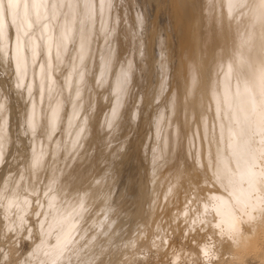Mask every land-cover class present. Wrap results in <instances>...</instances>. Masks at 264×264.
Wrapping results in <instances>:
<instances>
[{
    "label": "rangeland",
    "instance_id": "rangeland-1",
    "mask_svg": "<svg viewBox=\"0 0 264 264\" xmlns=\"http://www.w3.org/2000/svg\"><path fill=\"white\" fill-rule=\"evenodd\" d=\"M30 1L18 0L16 8L18 7L20 16H17L18 18L15 16L16 19L12 20L8 15L12 4L7 5L9 0H0L2 17L5 12L7 13L5 15L7 18L4 17L3 30L5 32L1 30L2 34L0 31V264H41L40 257L33 256L37 246L41 243L43 228L48 216L50 214L51 217L54 214L55 208L48 207V198L55 195L57 198H54L56 199L54 206L58 203L65 205L67 200L70 203L68 198L73 201L80 193L81 197L88 196L83 209H80L82 215L74 216V221L72 220L69 224L70 227L73 226L71 231L75 230L71 235L74 237L77 234L78 237L79 234L86 233L83 238H79L83 240V243L79 242L82 240L77 241L79 243L76 244L79 247L84 244L88 236L94 235L93 250L91 248L83 257H80L76 255L78 248L75 246L74 251L72 250L74 253L64 251L63 256L57 258L54 264H264V227L259 228L261 229L259 231L257 225L245 223L248 219H243V216L248 218L246 214L238 217L241 219H237L240 222L234 219L235 225L230 224L233 228L230 226L227 228L230 234L246 231L250 232L249 236H251L239 246L225 232L220 231L217 227L218 220L215 226L211 223V215V217L208 215V222L201 217L205 212L202 210L201 201L207 196L206 190L213 189L209 181L205 180V174L209 169L201 167L203 165L201 161L198 162L200 159H198L197 149L200 144L198 143L200 135L197 122L201 119V110L206 111L203 107L207 109L205 105L207 101L206 98H199L200 101L203 100L201 104L196 100L201 95L194 93L193 96L197 95L193 98L187 94L184 85L185 82H190L191 85L194 80V67L205 68L202 73L204 77L207 74V79L213 70V61L216 56L214 54H217L218 43L215 25L216 11L212 8L215 0L212 1L213 4L208 0H115V2L110 0L112 5L109 4V11L112 14V23L110 22L111 25L108 24V26L106 24L107 5L103 6L102 12L96 10V19H91L89 22V19L86 21L88 17L84 18L86 0H80L81 2L68 0L67 6L63 2L66 0H46L43 16L36 20L33 18ZM104 2L107 3L108 0ZM20 5L22 7L19 8ZM97 5L98 1H96ZM18 11L16 10L15 15H18ZM21 11L25 12L21 13ZM113 16L117 17L114 22L112 21ZM83 18L86 19L85 22ZM75 22L78 28L80 27L78 30ZM86 22H89L88 25ZM53 23L55 26L60 24L56 27L59 28L58 30L52 27ZM9 24H12L11 27H6ZM47 24L51 25V27L48 25L49 29ZM66 26L71 31L64 46L62 45L63 48L60 47L59 56H54L52 47L51 53L52 57L54 56L52 59L55 62L52 64L56 66L52 64L49 66L43 41L48 38L52 42L56 41L57 39H54ZM104 34H108L110 38ZM92 39L95 41L92 42ZM101 39L104 42H101ZM11 41H13L12 45L15 44L14 46H22L25 72L22 83L17 80L19 76L13 60L14 46H11ZM71 43L76 47L73 48ZM78 44L82 46L81 50ZM26 52H29V57L25 55ZM42 52L45 53L42 54L45 57L42 55L39 57ZM105 59L108 61L106 62ZM68 60L71 63H67ZM130 60L132 63L128 64ZM85 62L90 64L87 65ZM27 71L30 73L27 74ZM95 72H98V75ZM102 72L104 75L101 74ZM108 72L113 75H109ZM104 78H107V81L109 79V82ZM93 83L95 86L92 85ZM92 86L96 89L95 93H93ZM34 87L36 90L33 89ZM119 87L122 91L117 93L120 91ZM84 94L88 99H85ZM92 98L98 104L95 105ZM118 101L121 103L123 101V104ZM168 101L172 102L170 108ZM92 102L93 108H91ZM196 102L199 103L196 104ZM86 104H90L87 105L89 114L90 111L92 113L90 115L84 113L88 112ZM63 105L69 109V112L66 109L68 114L64 112L66 116L62 114L63 110L65 111ZM29 106L33 109V118H35L33 123L37 131L36 129L30 131L28 120L26 121ZM108 106L112 107L111 110ZM52 108H55L58 113L54 130L49 128L46 117ZM163 108H165V114L161 113ZM171 108L174 109L171 110ZM168 109L171 110V115ZM71 119H73L72 127L68 126ZM64 126L67 127L64 129ZM75 131L79 133L78 139L76 143H70L71 135L73 136ZM175 134L176 137H174ZM38 136L40 139H37ZM40 136L44 137V144ZM191 139L193 143L195 142L194 144ZM53 140H55L54 143ZM79 141L83 142L78 143ZM153 143L156 146H153ZM158 154L161 158H157ZM73 157H75L74 160ZM99 181L101 184H98ZM86 204L89 208L85 207ZM200 211L203 213L201 214ZM46 217H48L47 220H45ZM101 218L103 220L99 221L102 224L98 223V219ZM257 231L262 237L257 238ZM50 240L52 244L55 243V238ZM249 240L255 241L253 243ZM252 243L257 246L256 249L253 248ZM253 249L256 253H253ZM233 251L234 253L237 251L239 255L235 257L234 253H231ZM65 253L69 255L65 256ZM44 264H49V262Z\"/></svg>",
    "mask_w": 264,
    "mask_h": 264
},
{
    "label": "bare ground",
    "instance_id": "bare-ground-1",
    "mask_svg": "<svg viewBox=\"0 0 264 264\" xmlns=\"http://www.w3.org/2000/svg\"><path fill=\"white\" fill-rule=\"evenodd\" d=\"M68 0L63 1L65 2L64 5H66ZM80 1V0H79ZM96 1H98V7L96 6ZM86 0V4H85V17H88L87 20L89 19V22L91 19L95 18L96 15V10H98V12H102L103 11V6L107 5V17H106V24L108 26V24H110L111 22V16L112 14L109 11V7L111 4L110 0H108L107 3L104 2V0ZM210 3L213 0H208ZM18 0H9V3H7V5H11V10L9 11L10 14H8L12 20H15L17 16H20V12L18 11V7L16 8ZM31 9H32V14L34 15L33 18L39 19L42 15V13H44V9H45V2L46 0H31ZM81 2V1H80ZM112 2V1H111ZM115 2V0H114ZM183 2V1H182ZM214 8L216 11V21H215V25L217 28V46H216V51L217 54L215 56V60L213 61L214 65L212 66L213 70L212 72H210V77L209 79L204 77V73H202L204 71V69L202 70L201 68L198 69L197 67H194V80L192 81L191 85L187 82H185V89L188 92L187 94L191 95L193 98L195 95L199 94V96L201 95V97H198V99L196 98V100L200 101L201 99H205L206 98V103L205 104L207 106V109H204V107L201 105V107H203V110H206L205 112H203L201 109V119H198L197 122V126L199 128V142L200 143L197 147L198 149V153L196 154L198 156V159H200L198 162L200 163V161L202 162V165L200 164L201 167L209 169L208 173L206 172L205 174V180L207 179L209 182V184H211L213 186L212 190H206L207 192V196L201 201V206H203V211L205 210V212L203 213L202 211L201 214L203 213V215L201 216L202 219H205L206 222H208L209 218L208 215L212 218L211 223L214 224L216 226V221L218 220L219 224L217 227L220 228V231L225 232L226 235H228L229 237H231L236 245H239L245 240H247L248 238H250L251 236H249V233L245 231V233H231L230 234V230H228V226L231 225H235L233 222L234 219H238V217L240 218V215L246 214L248 218H246V216H243V219L245 218L248 219L245 221V223L249 224H255L257 225L258 229L261 227H264V0H215L214 1ZM70 3V1H69ZM105 3V4H104ZM113 3V2H112ZM189 3V2H188ZM89 4V5H88ZM115 4V3H114ZM128 4V3H127ZM213 4V2H212ZM24 5V4H23ZM68 5V4H67ZM66 5V6H67ZM112 5V4H111ZM116 5V4H115ZM181 5V3H180ZM211 5V4H210ZM209 5V6H210ZM1 6V5H0ZM22 7L21 5L19 6V8ZM4 8V7H3ZM106 8V7H105ZM210 8V7H209ZM6 9V8H5ZM30 9V10H31ZM133 9V8H132ZM138 9V8H137ZM211 9V8H210ZM16 10L18 11V15L16 14ZM111 10V9H110ZM117 10V9H116ZM204 11V9H203ZM212 11V10H211ZM210 11V13H212ZM214 11V12H215ZM25 11H21V13H24ZM114 12V11H113ZM136 12V11H135ZM106 13V11H105ZM7 13L5 12V15ZM115 14V13H114ZM113 14V15H114ZM137 14V13H136ZM4 15L5 19L7 18ZM46 15V14H45ZM44 15V16H45ZM82 15V14H81ZM99 15V14H98ZM3 14L1 13V8H0V31L3 30V27H5V22H4V17H2ZM8 16V18H9ZM16 16V17H15ZM48 16V15H47ZM83 16V15H82ZM104 16V15H103ZM212 16L214 17V15L212 14ZM22 17V15H21ZM97 17V16H96ZM130 17V16H129ZM138 17V16H137ZM18 18V17H17ZM47 18V17H46ZM80 18V17H79ZM78 18V19H79ZM99 18V17H98ZM23 19V18H22ZM81 19V18H80ZM79 19L80 25H81V21ZM96 19V18H95ZM100 19V18H99ZM103 19V18H102ZM117 19V17L113 16V22ZM135 19V18H134ZM144 19V18H143ZM8 20V19H7ZM6 20V21H7ZM10 20V19H9ZM67 20V19H66ZM121 20V19H120ZM39 21V20H38ZM44 21V19H43ZM47 21V20H46ZM45 21V22H46ZM78 21V20H76ZM97 21V20H96ZM8 22V21H7ZM34 22V21H33ZM89 22H86L87 25ZM95 22V21H94ZM28 23V22H27ZM46 23H50L49 21ZM44 23V24H46ZM67 23V22H66ZM112 23V22H111ZM51 24V23H50ZM47 24V28L48 25ZM63 24V22H62ZM68 24V23H67ZM76 26L77 23L75 22ZM79 24V23H78ZM116 24V23H115ZM7 25V23H6ZM12 24H9L6 27H9ZM28 25V24H27ZM54 25L52 27H58ZM85 25V24H84ZM90 25V24H89ZM93 25V24H92ZM97 25V24H95ZM99 25V24H98ZM97 25V26H98ZM111 25V24H110ZM33 26V25H32ZM35 26V25H34ZM75 26V27H76ZM82 26V25H81ZM11 27V26H10ZM9 27V28H10ZM51 27V25L49 26ZM89 27V26H88ZM26 28V27H25ZM24 28V29H25ZM41 28V27H40ZM45 28V27H44ZM54 28V29H55ZM61 28V27H60ZM77 30L80 28H78V26L76 27ZM85 28V27H83ZM98 28V27H97ZM111 28V26H110ZM12 29V28H11ZM49 29V28H48ZM57 29V28H56ZM55 29V30H56ZM59 29V28H58ZM57 29V30H58ZM54 30V33H55ZM74 30V29H73ZM93 30V29H92ZM140 30V29H138ZM5 32V30H3ZM1 31V33L3 32ZM71 29L69 27H64L62 29V31L59 33L58 37L55 38L54 42L51 41L50 38L46 39V41L44 43L45 46V53L47 55V62L49 64V66H51L53 61V57H57L60 55V47L65 43V41L68 38V34L70 33ZM49 32V31H48ZM51 32V31H50ZM102 32V31H101ZM131 32V31H130ZM134 32V31H133ZM140 32V31H139ZM10 33V32H8ZM31 33V32H30ZM3 34V33H2ZM1 34V35H2ZM22 34V33H21ZM76 34V33H75ZM74 34V35H75ZM86 34V33H85ZM134 34V33H133ZM140 34V33H139ZM195 34V33H194ZM10 35V34H9ZM87 35V34H86ZM106 35V34H104ZM103 35V36H104ZM42 39H43V35ZM102 36V34H101ZM108 36V34L106 35ZM196 35H194L195 37ZM198 36V35H197ZM31 37V36H30ZM91 37V36H90ZM99 37V36H98ZM109 37V36H108ZM107 37V38H108ZM113 37V36H112ZM134 37V36H133ZM192 37V36H191ZM79 38V37H78ZM77 38V39H78ZM106 38V39H107ZM110 38V37H109ZM213 38V37H212ZM75 36H74V41H75ZM193 39V38H192ZM86 40V39H85ZM94 39H92L93 42ZM105 40V39H104ZM132 40V39H131ZM145 40V39H144ZM95 41V40H94ZM103 40L101 39V42ZM11 41V46L12 45ZM77 42V40H76ZM88 42V41H87ZM91 42V43H92ZM100 42V43H101ZM104 42V41H103ZM141 42V41H140ZM75 43V42H74ZM95 43V42H94ZM22 44V43H21ZM25 44V42H24ZM102 44V43H101ZM107 44V43H106ZM109 44V42H108ZM200 44V43H199ZM27 45V44H26ZM43 45V44H42ZM79 45V49H82V46L80 44ZM93 45V44H92ZM96 45V44H95ZM139 45V44H138ZM142 45V44H141ZM192 45V44H191ZM44 46H41L42 48H44ZM64 46V45H63ZM62 46V48H63ZM69 46V44H68ZM72 46V43H71ZM107 46V45H106ZM28 47V46H27ZM33 47V45H32ZM52 47L54 48V56L52 57ZM73 48L76 47L75 45L72 46ZM108 47V46H107ZM160 47V46H159ZM199 47V46H198ZM201 47V46H200ZM26 48V47H24ZM88 48V47H87ZM183 48V47H182ZM194 48V47H193ZM6 49V48H5ZM35 49V46H34ZM40 49V48H39ZM94 49V48H92ZM115 49V48H114ZM196 49V47H195ZM24 50V49H23ZM27 50V49H26ZM71 50V49H70ZM76 50V48H75ZM107 50V49H106ZM105 50V51H106ZM11 51V50H10ZM14 56H13V60L15 62V67L19 76V82L22 83L23 82V77L25 75L24 72V63H23V56H22V46H14ZM28 51V50H27ZM73 51V50H72ZM114 51V50H113ZM142 51V49H141ZM161 51V50H160ZM191 51V50H190ZM38 52H40V50H38ZM91 52V51H90ZM95 52V51H94ZM112 52V50H111ZM210 52V51H209ZM29 53V52H28ZM28 53L26 52L25 55H28ZM44 52H42L41 54H39V57H41L40 55H42ZM44 53V54H45ZM64 53V51H63ZM67 53H68V49H67ZM89 53V52H88ZM93 53V50H92ZM114 53V52H113ZM131 53V52H130ZM77 54V53H76ZM94 54V53H93ZM101 54V53H100ZM160 54V53H159ZM190 54V53H189ZM196 55V54H195ZM44 56V55H42ZM73 56V53H72ZM79 56V55H78ZM93 56V55H92ZM103 56V55H102ZM109 56V55H108ZM162 56V55H161ZM190 56V55H189ZM194 56V55H193ZM10 57V55H9ZM27 57V56H26ZM29 57V55H28ZM27 57V58H28ZM45 57V56H44ZM71 57V56H68ZM101 57V56H100ZM104 57V56H103ZM206 57V56H204ZM67 58V56H66ZM73 58V57H72ZM77 58V56H76ZM75 58V59H76ZM91 58V57H90ZM138 58V57H137ZM140 58V57H139ZM162 58V57H161ZM11 59V57H10ZM38 59V58H37ZM69 60H72L71 58H68ZM88 59V58H87ZM163 59V58H162ZM191 59V58H190ZM12 60V59H11ZM66 60V59H65ZM67 63H71V61ZM74 60V59H73ZM83 60V59H82ZM92 60V59H91ZM91 60L89 61L91 63ZM101 59H99L100 61ZM106 62L108 61L107 59H105ZM129 60V59H128ZM127 60V62H128ZM133 60V59H132ZM132 60H130L131 64ZM203 60V59H202ZM67 61V60H66ZM78 61V59H77ZM76 61V62H77ZM98 61V60H97ZM198 61V60H197ZM1 62V61H0ZM12 62V61H11ZM27 62V61H26ZM63 62V60H62ZM102 62V60H101ZM161 62V61H160ZM196 62V61H195ZM30 63V61H29ZM40 63V62H39ZM38 63V65H39ZM55 63V62H54ZM52 65H55V64ZM78 63V62H77ZM76 63V64H77ZM86 63V62H85ZM89 63V64H90ZM97 63V62H96ZM105 63V62H104ZM207 63V61H206ZM212 63V64H213ZM60 64V62H59ZM87 64V63H86ZM87 64V65H89ZM99 64V62H98ZM102 64V63H100ZM162 64V63H161ZM208 64V63H207ZM206 64V65H207ZM13 65V64H12ZM103 65V64H102ZM107 65H109L107 63ZM112 65V63H111ZM168 65V64H167ZM209 65V64H208ZM44 66V65H43ZM56 66V65H55ZM58 66V65H57ZM71 65H69L70 67ZM99 66V65H98ZM110 66V65H109ZM191 66V64H190ZM201 66V65H199ZM38 67V66H37ZM36 67V71L38 70V68ZM46 67V66H45ZM54 67V66H53ZM69 67L67 66V70L69 71ZM88 67V66H86ZM90 67V66H89ZM96 67V66H95ZM106 67V66H105ZM108 67V66H107ZM106 67V68H107ZM118 67V66H117ZM193 67V66H192ZM205 67V65H204ZM207 67V66H206ZM210 67V66H209ZM29 68V67H27ZM64 68V67H63ZM97 68V67H96ZM95 68V69H96ZM104 68V67H103ZM110 68V67H108ZM123 68V67H122ZM46 69V68H45ZM66 69V68H65ZM89 69V68H87ZM91 69V68H90ZM113 69V66H112ZM111 69V70H112ZM121 69V68H120ZM126 69V68H124ZM123 69V70H124ZM208 69V68H207ZM35 70V68H34ZM53 70V69H52ZM100 70V69H99ZM106 70V69H105ZM109 70V69H108ZM107 70V71H108ZM110 70V72H111ZM116 71V69H114ZM119 70V67H118ZM188 70V69H186ZM185 70V72H186ZM62 71V70H61ZM67 71V72H68ZM80 71V70H78ZM86 71V70H85ZM90 71V70H89ZM127 71V70H126ZM138 71V70H137ZM160 71V70H159ZM47 72V71H46ZM66 72V71H65ZM75 72V71H74ZM94 72V71H93ZM92 72V74H93ZM105 72V71H104ZM119 72V71H118ZM128 72V71H127ZM30 73L29 71H27V74ZM52 73V71H51ZM76 73V72H75ZM96 73V72H95ZM98 73V72H97ZM96 73V74H97ZM106 73V72H105ZM109 73V72H108ZM117 73V72H116ZM121 73V72H120ZM187 73V72H186ZM79 74V72H78ZM101 74L104 75V73L102 72ZM115 74V73H114ZM128 73H126L127 75ZM193 74V73H191ZM62 75V74H61ZM65 75V74H64ZM73 75V74H72ZM75 75V74H74ZM95 75V74H94ZM98 75V74H97ZM107 75V74H106ZM109 75H113L109 73ZM130 75V74H129ZM188 75V74H187ZM87 76V75H86ZM86 76H84L86 78ZM92 76V75H91ZM102 76V75H101ZM108 76V75H107ZM119 76V75H118ZM117 76V78H118ZM122 76V75H120ZM209 76V75H208ZM67 77V76H66ZM89 77V76H88ZM93 77V76H92ZM111 77V76H110ZM114 77H116L114 75ZM125 77V76H124ZM123 77V78H124ZM12 78V77H11ZM34 78V77H33ZM47 79V77H45ZM94 78V77H93ZM96 78V75H95ZM102 78V77H101ZM112 78V77H111ZM120 78V77H119ZM192 78V77H191ZM26 79L28 80L29 77L27 76ZM55 79V78H54ZM97 79V78H96ZM105 79V78H104ZM122 79V78H120ZM163 79V77H162ZM188 79V78H187ZM203 79H207V80H203ZM26 80V81H27ZM35 80V79H34ZM72 80V79H71ZM90 80V79H89ZM103 80V79H102ZM114 80V79H113ZM133 80V79H132ZM189 80V79H188ZM67 81V78H66ZM73 81V80H72ZM105 81H107V78L105 79ZM119 81V79L117 80V82ZM122 81V80H120ZM137 81V80H136ZM187 81V80H186ZM191 81V80H190ZM36 82V81H34ZM84 82V81H83ZM88 82V81H87ZM96 82V81H95ZM109 82V79L108 81ZM116 82V83H117ZM124 83V81H122ZM37 83V82H36ZM114 83V81H113ZM68 84V83H66ZM73 84V83H72ZM76 84V82L74 83V85ZM85 84V82H84ZM115 84V83H114ZM114 84H112L114 86ZM118 84V83H117ZM126 84V83H125ZM129 84V83H128ZM27 87V83L25 84ZM37 86V84H35ZM48 85V84H47ZM90 86V84H88ZM94 85V83L92 84ZM100 85V84H98ZM109 85V84H108ZM164 85V84H163ZM62 86V85H61ZM81 86V85H80ZM95 86V85H94ZM92 86V90L94 91L93 93H95L96 89L95 87ZM117 86V85H116ZM60 87V86H59ZM58 87V88H59ZM25 88V87H24ZM23 88V89H24ZM37 88V87H36ZM72 88H74V86H72ZM75 88H77L75 86ZM85 88V89H84ZM83 89L86 90V87H84ZM110 88V86H109ZM123 88V85H122ZM160 88V87H159ZM158 88V89H159ZM35 89V87L33 88ZM47 89V87H46ZM62 89V88H60ZM78 89V88H77ZM89 89V88H88ZM87 89V90H88ZM95 89V90H94ZM120 89V87H119ZM126 89V88H125ZM124 89V90H125ZM36 90V89H35ZM39 90V89H37ZM113 90V89H112ZM34 91V90H33ZM61 91V90H60ZM70 91H72L70 89ZM74 91V89H73ZM116 91V89H115ZM122 90L120 89V91H118L117 93L121 92ZM126 91V90H125ZM47 92V91H46ZM46 92H44V94H47ZM67 92V91H66ZM90 92V90H89ZM98 92V91H97ZM160 92V91H159ZM26 93V92H25ZM72 92H70L71 94ZM84 93V92H83ZM86 93V92H85ZM113 93H115L113 91ZM132 93V92H131ZM195 94L194 96L192 94ZM54 94V93H53ZM63 96H65L64 93H61ZM88 94V92H87ZM97 94V93H96ZM110 94V93H109ZM108 94V95H109ZM146 94V93H145ZM175 94V93H174ZM203 94V95H202ZM49 95V94H48ZM89 95V94H88ZM103 95V93H102ZM118 95V94H116ZM124 95V94H123ZM33 96V95H32ZM45 96V95H44ZM50 96V95H49ZM48 96V97H49ZM91 96V94H90ZM112 96V95H111ZM122 96V95H121ZM85 97V94H84ZM94 97V96H93ZM125 97V96H124ZM129 97V95H128ZM191 97V98H192ZM204 97V98H203ZM45 98V97H44ZM74 98V97H73ZM72 98V99H73ZM87 97H85L86 99ZM109 98V96H108ZM126 98V97H125ZM199 98H201L199 100ZM88 99V98H87ZM95 99V98H94ZM128 99V98H127ZM90 100V97H89ZM98 100V99H97ZM118 100V99H117ZM195 100V99H194ZM92 101L95 103L96 105V100ZM114 101V99H113ZM116 101V99H115ZM44 102V101H43ZM79 102V101H78ZM90 102V101H89ZM93 102H92V107L93 108ZM110 102V100H109ZM112 102V101H111ZM119 102V101H118ZM148 102V101H147ZM170 101H168V106L169 108L171 107L170 105H172L171 103H169ZM195 102V101H194ZM202 101H200L201 104ZM204 102V103H205ZM46 103V102H45ZM45 103H43L45 105ZM81 103V102H80ZM113 103V102H112ZM111 103V104H112ZM121 103V102H119ZM125 103V102H124ZM175 103V102H174ZM199 103V102H198ZM196 102V104H198ZM84 104V103H83ZM98 104V103H97ZM116 104V103H114ZM123 104V101L122 103ZM66 105V103H65ZM89 106L90 104H86V106ZM109 105V104H108ZM118 105V104H117ZM149 105V104H148ZM166 105V104H165ZM195 105V103H194ZM193 105V106H194ZM64 106V105H63ZM84 106V107H86ZM88 106L86 107V110L88 111ZM174 106V105H173ZM196 106V105H195ZM27 107V106H26ZM44 107V106H43ZM42 107V108H43ZM67 106H64L65 111L63 110V115L64 112L67 113V111L69 112V109L66 108ZM76 107V106H75ZM109 107V106H108ZM120 107V106H119ZM166 107V106H165ZM30 108V106H29ZM78 108V107H77ZM90 108V109H91ZM112 108V107H111ZM111 108L109 107L108 109L111 110ZM197 108V107H196ZM206 108V107H205ZM67 109V111H66ZM89 109V110H90ZM107 109V110H108ZM124 109V107H123ZM122 109V111H123ZM127 109V108H126ZM162 109V108H161ZM160 109V110H161ZM164 110H161V113L165 112V108H163ZM174 108H171V110H173ZM32 107L29 109V114H27L28 119H26V121L28 120V127L30 128V131H34V129L37 128L34 127V121L33 119V111H32ZM84 110V108H83ZM82 110V111H83ZM85 110V111H86ZM159 110V111H160ZM171 110L168 109L169 114L171 113ZM37 111V110H36ZM158 111V112H159ZM44 112V111H42ZM120 112V111H119ZM138 112V111H137ZM48 113V112H47ZM84 113H88V112H84ZM109 113V112H108ZM122 113V112H120ZM167 113V111H166ZM194 113V112H193ZM26 114V113H25ZM57 111L55 108H52L50 110V112L48 113V115H46L47 117V124L49 126V128L51 130H54L57 124ZM68 114V113H67ZM70 114V113H69ZM90 114L91 111H90ZM89 114V115H90ZM165 114V113H164ZM189 114V113H188ZM124 115V114H123ZM158 115V114H157ZM171 115V114H170ZM66 116V115H65ZM63 116V117H65ZM84 116V115H83ZM35 117V116H34ZM87 117V116H86ZM106 117V116H105ZM184 117V116H183ZM43 118V117H42ZM102 118V117H101ZM108 118V116L106 117ZM169 118V117H168ZM200 118V117H199ZM64 119V118H62ZM66 119V118H65ZM109 119V118H108ZM106 119V120H108ZM158 119V117H157ZM156 119V120H157ZM81 120V119H80ZM102 120H104L102 118ZM101 120V121H102ZM168 120V119H167ZM64 122H67L65 120H63ZM73 119H71L69 121L68 126H71ZM87 121V120H86ZM91 121V119H90ZM155 121V120H154ZM153 121V122H154ZM109 122V121H108ZM113 122V121H112ZM157 122V121H156ZM165 122V121H164ZM185 122V121H184ZM78 123V121H77ZM79 123H81L79 121ZM158 123V122H157ZM160 123V122H159ZM158 123V124H159ZM27 124V123H26ZM67 124V123H66ZM153 124V123H152ZM166 124V122H165ZM189 124V123H188ZM193 124V123H192ZM191 124V125H192ZM62 125V123H61ZM86 125V124H85ZM95 125V124H94ZM106 125V124H105ZM157 125V124H154ZM168 125V124H167ZM196 125H194V127H196ZM46 126V127H48ZM75 126V125H74ZM103 126V125H102ZM188 126V125H187ZM27 127V126H26ZM45 127V126H44ZM67 126H64V129ZM156 127V126H155ZM165 127V126H162ZM178 127V126H177ZM193 127V128H194ZM60 128V127H59ZM63 128V125H62ZM102 128V127H101ZM158 128V127H156ZM155 128V130H156ZM169 128V127H168ZM192 128V129H193ZM197 128V129H198ZM40 129V128H39ZM38 129V130H39ZM61 129V128H60ZM108 129V128H107ZM160 129V128H159ZM41 130H43L41 128ZM74 130V129H73ZM76 130V129H75ZM164 130V129H162ZM77 131V130H76ZM73 133V136L71 135V139H70V143H76L79 133L77 132ZM153 131V130H152ZM65 132V131H64ZM154 132V131H153ZM161 132V131H160ZM165 132H166V128H165ZM31 133V132H30ZM29 133V134H30ZM46 133V132H44ZM49 133V132H48ZM66 133V132H65ZM64 133V136H65ZM92 133V132H91ZM196 133V132H194ZM40 134V133H39ZM111 134V133H110ZM161 137H162V133ZM159 134V135H160ZM36 135V134H35ZM59 135V133H58ZM109 135V134H108ZM156 135V134H154ZM164 135V134H163ZM192 135V134H191ZM190 135V136H191ZM44 136V134H43ZM42 137V136H40ZM155 137V136H154ZM160 137V138H161ZM174 137H176V134L174 135ZM63 138V137H62ZM65 138V137H64ZM170 138V137H168ZM37 139H40L39 136ZM43 141V144L45 142L44 137L41 138ZM54 139V138H53ZM66 139V138H65ZM154 139V138H152ZM163 139V138H162ZM165 139V137H164ZM167 139V138H166ZM176 139V138H175ZM36 140V138H35ZM197 140V139H196ZM38 141V140H36ZM53 143L55 142V140L52 141ZM83 142V141H81ZM80 141L78 143H81ZM161 142V140H160ZM164 142V141H163ZM175 142V141H174ZM192 142V139H191ZM190 142V143H191ZM64 143V142H63ZM185 143V142H184ZM188 143V142H187ZM195 143V142H194ZM192 142V144H194ZM197 143V144H198ZM36 144V143H35ZM160 144V143H159ZM158 144V145H159ZM162 144V143H161ZM53 145V144H52ZM174 145V144H173ZM153 146L154 145L153 143ZM160 147L163 148L162 145H159ZM148 147V146H147ZM158 147V146H157ZM67 148V147H66ZM80 148V147H79ZM194 148V147H193ZM161 149V148H160ZM164 149V148H163ZM161 149V150H163ZM196 149V151H197ZM126 151V150H125ZM70 152V151H69ZM161 152V151H160ZM158 152V153H160ZM46 153V152H45ZM65 153V152H64ZM75 153V152H74ZM117 153V152H116ZM157 153V151H156ZM162 153V152H161ZM160 153V155H161ZM51 154V152H50ZM73 154V153H72ZM78 154V153H77ZM168 154V153H167ZM74 155V154H73ZM113 155V154H112ZM154 155V153H153ZM157 155V154H156ZM155 155V156H156ZM159 155V154H158ZM157 156L161 158V156ZM80 156V155H79ZM147 156V155H146ZM191 156V155H190ZM82 157V156H81ZM72 158V157H71ZM80 158V157H79ZM150 158V157H149ZM75 159V157H73V160ZM81 159V158H80ZM157 161V159H155ZM165 160V159H164ZM163 160V162H164ZM33 161V160H32ZM59 161V159H58ZM62 161V159H61ZM196 161V160H195ZM57 162V161H56ZM64 162V161H63ZM62 162V163H63ZM31 164V163H30ZM36 164V163H35ZM59 164V163H58ZM161 164V163H160ZM197 164V163H196ZM28 165V164H27ZM43 165V164H42ZM51 165V164H50ZM60 165V164H59ZM62 165V164H61ZM98 165V164H97ZM165 165V164H164ZM29 166V165H28ZM186 166V165H185ZM53 167V166H52ZM64 167V166H63ZM67 167V166H65ZM144 167V166H143ZM161 167V166H160ZM80 168V167H79ZM22 169V168H21ZM28 169V168H27ZM63 169V168H62ZM66 169V168H65ZM160 169V168H159ZM206 169H203L206 170ZM32 170V169H31ZM207 171V170H206ZM26 172V170H25ZM36 172V171H35ZM188 172V171H187ZM190 172V170H189ZM205 173V172H204ZM19 174V173H18ZM17 177V176H16ZM76 178V177H75ZM161 179V178H160ZM100 182V181H99ZM207 182V181H206ZM10 184V183H9ZM12 184V183H11ZM72 184V183H71ZM95 184V183H94ZM97 184V183H96ZM98 184H101L98 183ZM6 185V184H5ZM8 185V183H7ZM153 185V184H152ZM199 185V184H198ZM69 186V185H68ZM192 186V185H191ZM103 186H101L102 188ZM108 187V186H107ZM173 187V186H172ZM206 189V188H205ZM204 189V190H205ZM208 189V188H207ZM11 190V189H10ZM100 190V189H99ZM83 192V191H82ZM205 192V193H206ZM79 193V192H78ZM77 193V194H78ZM94 193V192H93ZM64 194V193H63ZM84 194V193H82ZM89 194V193H86ZM76 195V194H75ZM74 195V197H76ZM81 195V193H80ZM78 195L77 198H75V200L73 199V201H71L70 199V203L69 200H67L68 202L65 203V205L63 204H59L54 206L55 200L54 198L55 195L50 196V198H48V207H53L54 209V214L53 216L50 217L49 214V218L46 217L45 220H47L46 225L43 228V234H42V239H41V243L39 244V246H37L36 250H35V254L33 257L35 258H39L40 263L44 264L47 261L49 262V264H54L57 260V258H59L60 256H63V252H73L74 251V247L76 246V248H78L76 255L80 257L83 255H85V253H87L88 251H90V249L92 248L93 250V237L94 235H92L91 237L88 236V238L85 240L84 244L81 245L83 243L82 239L79 238H83L86 233H81L76 236H72L71 233L75 232V230L72 232L71 228L73 226L70 227V223L73 220L74 216H81L82 214L81 212V208L83 207L84 203H86L85 201L87 200V196H80ZM92 195V194H91ZM103 195V194H102ZM10 196V195H9ZM64 196V195H63ZM62 196V197H63ZM195 196V195H194ZM16 197V196H15ZM14 197V198H15ZM91 197V196H90ZM97 197V196H96ZM187 197V196H186ZM66 198V197H65ZM73 198V197H72ZM108 198V197H107ZM202 198V197H201ZM12 199V197H11ZM60 199V197H59ZM63 199V198H61ZM127 199V198H126ZM6 200V199H4ZM66 200V199H65ZM189 200V199H188ZM7 201V200H6ZM10 201V200H9ZM77 201V202H75ZM200 201V200H199ZM123 202V201H122ZM177 202V201H176ZM10 203L12 204V201H10ZM8 202V205L10 204ZM92 203V202H91ZM94 203V202H93ZM103 203V202H102ZM197 203V202H196ZM5 204V201H4ZM7 204V203H6ZM105 204V203H104ZM107 204V203H106ZM88 204H86L85 207L89 208L87 206ZM155 205V203H154ZM173 205V204H172ZM10 206V205H9ZM46 206V205H45ZM103 206V205H102ZM101 207V206H100ZM189 207V206H188ZM198 207V206H197ZM10 207H8L9 209ZM110 208V207H109ZM192 208V207H191ZM47 209V208H46ZM83 209V208H82ZM92 209V208H91ZM97 209V208H96ZM105 209V208H104ZM189 209V208H188ZM79 211V212H78ZM87 211V210H86ZM113 211V209L111 210ZM110 212V211H109ZM83 213V212H82ZM85 213V212H84ZM87 213V212H86ZM90 213V212H89ZM191 213V212H190ZM46 214V213H45ZM81 214V215H80ZM99 214V213H98ZM199 214V215H201ZM102 217V216H100ZM119 217V216H118ZM151 217V216H150ZM82 218V217H81ZM242 218V217H241ZM242 219V220H243ZM99 220H103L98 219V223L100 222ZM119 220V219H118ZM241 220V219H238ZM237 220V221H238ZM74 221V220H73ZM77 222V220H75ZM85 221V220H84ZM83 221V222H84ZM96 221V220H95ZM105 221V220H104ZM43 222V221H41ZM86 222V221H85ZM94 222V221H93ZM97 222V221H96ZM240 222V221H238ZM11 223V222H10ZM44 223V222H43ZM102 224V222H100ZM109 223V221H108ZM233 223V224H232ZM236 223V222H235ZM42 224V223H41ZM40 224V225H41ZM73 225H75L73 223ZM92 225V224H91ZM98 225V224H97ZM114 225V224H113ZM204 225V224H203ZM239 225V224H238ZM237 225V226H238ZM254 225V226H255ZM81 226V224H80ZM102 225H100L101 227ZM41 227V226H40ZM68 227H70L68 229ZM116 227V226H115ZM231 228H233L232 226H230ZM229 227V229H231ZM246 227V226H245ZM254 228V227H253ZM82 229V228H81ZM188 229V228H187ZM203 229V228H202ZM238 229V228H237ZM248 229V228H247ZM204 230V229H203ZM235 230V229H234ZM239 230V229H238ZM246 230V229H245ZM42 231V230H41ZM110 231V230H109ZM259 231H261V229H259ZM259 231L256 232V235L258 236L257 238H259ZM100 232V230H99ZM93 233V232H92ZM106 233V231H105ZM123 233V232H122ZM264 233V232H263ZM141 234V233H140ZM262 234V232H261ZM90 235V234H89ZM106 235V234H104ZM103 235V236H104ZM114 235V234H113ZM122 235V234H121ZM251 235V234H250ZM101 236V237H103ZM111 236V235H109ZM209 236V235H208ZM62 237H64V239L62 240ZM77 237V238H76ZM107 237V236H106ZM262 237V236H261ZM51 238H55V243L52 244L51 242ZM74 238V241H73ZM95 238V237H94ZM109 238V237H108ZM115 238V237H114ZM256 238V237H255ZM263 238H264V234H263ZM262 238V239H263ZM72 239V240H71ZM105 239V238H104ZM254 239V238H253ZM82 240V241H79ZM123 240V239H122ZM257 240V239H256ZM261 239H258L257 241H259ZM80 243V247L76 244V243ZM98 241V240H97ZM217 241V240H216ZM255 240H249V242H253L254 243ZM133 242V241H132ZM228 242V241H227ZM261 242V241H260ZM252 243V244H253ZM259 242H257V245ZM138 244V243H137ZM251 244V245H252ZM256 244V242H255ZM262 244V243H261ZM69 245V246H68ZM71 245V247H70ZM78 246V247H77ZM149 246V245H148ZM254 246V244L252 245ZM147 247V246H146ZM257 246H254L253 248L256 249ZM229 248V247H227ZM250 249H252L251 247H249ZM230 249V248H229ZM228 249V250H229ZM260 249V248H259ZM262 249V247H261ZM260 249V250H261ZM73 250V251H72ZM201 250V249H200ZM233 250V249H232ZM239 250V248H238ZM254 250V249H253ZM259 250V251H260ZM76 251V249H75ZM104 251V250H103ZM241 251V250H239ZM238 251V252H239ZM243 251V250H242ZM252 252V250H250ZM248 251V252H250ZM201 252V251H200ZM209 252V251H208ZM250 252V254H251ZM74 253V252H73ZM92 253V252H90ZM138 253V252H137ZM227 253V252H226ZM231 253H234L231 252ZM237 251L234 253L235 257L236 255H239ZM243 253V252H240ZM247 254V252H245ZM253 253H256V251L254 250ZM67 253H65L66 256ZM72 254V253H71ZM154 254V253H153ZM249 254V253H248ZM69 255V254H67ZM75 255V257H76ZM242 255V254H240ZM244 255V254H243ZM253 255V254H252ZM255 255V254H254ZM74 256V255H73ZM251 256V255H250ZM256 256V255H255ZM32 257V256H30ZM32 257V258H33ZM207 257V256H206ZM65 258V257H64ZM70 258V256H69ZM242 258V257H241ZM78 259V257H77ZM75 260V258H74ZM78 261V260H77ZM74 262V261H73ZM81 262V261H80ZM58 263V262H57ZM75 263V262H74ZM61 264V263H60Z\"/></svg>",
    "mask_w": 264,
    "mask_h": 264
}]
</instances>
